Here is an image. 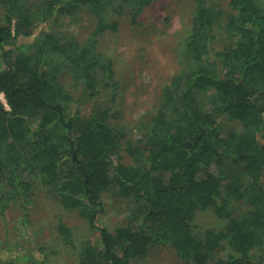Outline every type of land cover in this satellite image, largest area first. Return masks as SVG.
<instances>
[{
  "label": "trees",
  "instance_id": "16d2710c",
  "mask_svg": "<svg viewBox=\"0 0 264 264\" xmlns=\"http://www.w3.org/2000/svg\"><path fill=\"white\" fill-rule=\"evenodd\" d=\"M155 1L0 0V218L15 212L28 227L40 183L100 232L77 246L60 220L75 264H132L154 245L172 246L186 264H264V3L191 0L179 68L129 136L101 43L118 18L138 23ZM80 12L95 19L85 40L46 28L35 35ZM230 122L239 127L226 132ZM106 193L129 210L114 231L99 224ZM208 209L225 224L197 232L196 214Z\"/></svg>",
  "mask_w": 264,
  "mask_h": 264
},
{
  "label": "rangeland",
  "instance_id": "374dc122",
  "mask_svg": "<svg viewBox=\"0 0 264 264\" xmlns=\"http://www.w3.org/2000/svg\"><path fill=\"white\" fill-rule=\"evenodd\" d=\"M221 1V0H220ZM228 0H223L227 4ZM263 4L264 0H257ZM3 12L0 6V13ZM78 21H72L69 15L62 16L42 29L69 32L80 41L87 38L95 25V19L80 12ZM120 23L114 32L105 33L101 49L114 60L116 79L120 82V94L116 107L122 109L123 123L128 135L137 133V118L149 111L160 96L163 86L168 83L179 68L175 54L177 42L186 31L192 19L191 0H157L146 7L138 23L118 18ZM221 40H228L226 32L218 30ZM28 39H20V43ZM62 83L75 90L72 77L64 73ZM80 91L75 90L77 95ZM3 101L5 98L2 95ZM92 103L85 105L84 114H90ZM239 127L234 123L225 124L224 130L231 132ZM124 162H129L124 157ZM34 204L28 211V227L19 225V215L10 212L7 220L0 218V261L28 264H75V255L64 245L57 230L62 220L74 229L77 246L86 240L100 239V232L89 228L86 220L75 211H66L58 199L48 193L40 183L35 184ZM105 211L99 216V224L114 231L127 220L128 206L117 199L113 193H106ZM195 230L203 232L207 228H222L225 222L219 219L213 209L198 211L195 218ZM40 249H45L41 251ZM33 256L29 260L26 254ZM29 255V254H28ZM17 256H22L17 258ZM34 260V261H33ZM132 264H186L170 245H154Z\"/></svg>",
  "mask_w": 264,
  "mask_h": 264
}]
</instances>
